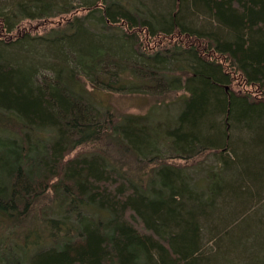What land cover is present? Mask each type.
<instances>
[{
    "label": "trees",
    "instance_id": "16d2710c",
    "mask_svg": "<svg viewBox=\"0 0 264 264\" xmlns=\"http://www.w3.org/2000/svg\"><path fill=\"white\" fill-rule=\"evenodd\" d=\"M11 1L0 5V264H236L237 248L264 264V0H163L150 13L127 0ZM155 34L178 43L151 53ZM162 85L184 91L169 148L211 147L226 167L207 200L149 156L147 125L94 100ZM146 158L149 176L135 169ZM252 214L257 247L253 228L241 235Z\"/></svg>",
    "mask_w": 264,
    "mask_h": 264
},
{
    "label": "rangeland",
    "instance_id": "374dc122",
    "mask_svg": "<svg viewBox=\"0 0 264 264\" xmlns=\"http://www.w3.org/2000/svg\"><path fill=\"white\" fill-rule=\"evenodd\" d=\"M11 0H0V5L6 6L10 3ZM73 4L79 3V0H69ZM126 1V0H125ZM12 2V1H11ZM127 2H131L133 4L137 3L141 9L149 11L162 9L164 6L163 0H127ZM67 15L58 14L55 17H50L48 20L40 19H25L20 25L12 31V33H19L23 30H30L32 33H39L47 29V27L53 25L57 20L66 19ZM202 19V18H201ZM160 32V31H159ZM21 33V32H20ZM176 35V34H175ZM140 36H145V31L140 30ZM147 43L145 48L149 52L159 51L161 48V44H167V40L171 41V46L178 43V38H173L171 36L163 38L160 35H149L147 36ZM184 41V40H182ZM180 42V41H179ZM181 43V42H180ZM184 44V42L182 43ZM169 44H167L168 46ZM140 81V80H139ZM141 82V81H140ZM228 87L233 88L234 90L240 89L239 81L237 80L236 75H232V80L227 83ZM166 85H162L157 88H137L132 91H108L102 93L101 95H95L96 101H100L104 107L110 109L117 120H121L125 115H134L138 119L139 124H145L152 131L150 137L151 144L147 149L149 156L156 157L158 162L163 161L166 165L173 166L178 169V171L183 174L184 181L188 184L189 189H192L196 195H199L200 198L205 199L210 189H208L213 183H222L223 178L225 177L226 167L223 166V163L220 162L216 156V149L207 148V150L201 152H192L190 154L178 153L169 148V143H171L170 131L177 126V117L178 113L181 109L182 102V94L184 93L183 89L180 88H165ZM248 91H252L250 86H246ZM173 137V136H172ZM107 142V141H106ZM99 144V145H97ZM105 141L101 140L97 143H88L79 149L74 150L70 153L73 155H82L84 152L88 151H101L102 146L105 145ZM109 144V142H107ZM97 145V149L95 148ZM110 147H116L114 144H110ZM121 157H125L129 160V163L132 164L134 162L133 154H127V152H123L120 155ZM117 158V157H116ZM135 163H133L134 165ZM135 169L141 174L142 172L148 171L146 176L151 174V171L155 169V164L150 158H146L145 162L140 160V163H137ZM143 170V171H142ZM198 186V187H196ZM202 186V187H201ZM256 193V192H255ZM213 197V196H212ZM210 197V198H212ZM262 199H264V193L261 195ZM214 198V197H213ZM214 198L215 203H219ZM207 200V199H205ZM208 202V201H207ZM260 203L258 200H254L247 202L246 205L250 207L257 206ZM245 210V209H243ZM258 213V212H257ZM256 213V214H257ZM96 214V213H94ZM89 214L88 216H90ZM255 214L248 215L242 222L241 235L250 234V228H253V240L252 243L256 244L255 247L259 245V236H261L260 230L261 226L258 224H254ZM208 225L206 224L201 231L203 232L201 238L205 240V238H209V235H205L204 233L207 231ZM259 235V236H258ZM209 245V244H207ZM241 248H237L238 259L236 264H243L239 259V254H241ZM226 260H231V256H225ZM236 260V259H235Z\"/></svg>",
    "mask_w": 264,
    "mask_h": 264
}]
</instances>
